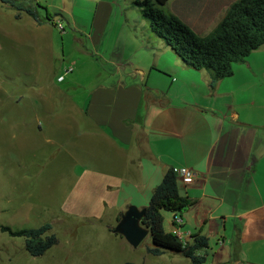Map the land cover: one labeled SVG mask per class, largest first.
<instances>
[{
    "label": "crops",
    "instance_id": "0c3cea01",
    "mask_svg": "<svg viewBox=\"0 0 264 264\" xmlns=\"http://www.w3.org/2000/svg\"><path fill=\"white\" fill-rule=\"evenodd\" d=\"M236 1L171 0L165 8L206 37ZM116 3L96 0L87 9L85 63L77 60L58 76L57 21L39 15L38 24L0 2L7 52L41 56L30 58L33 82L24 87L40 105L36 126L43 144L54 150V163L60 159L71 170L63 208L118 224L130 207L146 209L174 169L179 193L192 206L184 214L163 213L166 232L184 242L207 237L206 264H264V47L251 55L262 51V59L235 65L234 75L213 88L207 71L187 67L178 56L164 59L170 48L139 44L130 56L114 47L108 30ZM89 61L96 72L83 70ZM15 97L8 100L19 105ZM183 168L195 174L189 185L179 175Z\"/></svg>",
    "mask_w": 264,
    "mask_h": 264
},
{
    "label": "rangeland",
    "instance_id": "374dc122",
    "mask_svg": "<svg viewBox=\"0 0 264 264\" xmlns=\"http://www.w3.org/2000/svg\"><path fill=\"white\" fill-rule=\"evenodd\" d=\"M95 1L38 0L39 15L57 21L58 38L53 62L56 69L60 64L63 66L58 76L73 68L77 60L85 63L83 46H89L82 33L88 31L92 14L87 9H91ZM116 1L108 30L115 41L114 47L122 48L130 56L136 51L134 46L137 48L139 44H149L156 49L170 48L152 33L151 22L143 14L146 9L138 5L144 0ZM162 10L169 15L165 7ZM76 21L80 28L74 24ZM202 35L208 36L210 32ZM1 46L4 49L0 48V264H190L181 255L150 256L147 252L150 235L138 249H133L122 236L111 232L118 224L110 222V217L98 222L63 208L71 185V170L60 159L54 163L51 158L54 150L43 144L44 137L36 126L39 118L35 109L40 105L24 87L33 82L31 69L34 67L30 58L41 56L8 53L6 39H0ZM263 52L259 51L245 62L254 63L256 56L262 59ZM164 56L169 59L166 56L175 58L177 54L170 48L169 54ZM83 70L96 72L97 67L89 61ZM24 92V101L18 102ZM9 95L16 96L19 109H11L13 104L8 100ZM28 208L31 212L27 213ZM46 223L52 224V233L59 243L40 258L26 252L24 239L11 238L1 231L2 227L34 229Z\"/></svg>",
    "mask_w": 264,
    "mask_h": 264
},
{
    "label": "trees",
    "instance_id": "16d2710c",
    "mask_svg": "<svg viewBox=\"0 0 264 264\" xmlns=\"http://www.w3.org/2000/svg\"><path fill=\"white\" fill-rule=\"evenodd\" d=\"M169 1L144 0L138 5L146 9L143 14L151 22L152 33L172 48L184 65L195 71L210 73L213 88L217 82L234 75L235 65L244 63L264 47V0L234 2L221 23L206 37H200L178 18L167 15L162 7ZM0 2L17 11L18 16L26 13L38 24L43 23L33 0ZM191 206L192 202L179 193L177 172L168 170L161 185L154 191L149 206L144 209L142 224L150 230L153 245L147 249L150 256L158 258L171 253L183 256L191 264L207 263L210 248L207 237L199 234L193 236L190 242H184L164 228L163 213L184 214ZM174 225L178 226L176 221ZM1 231L11 238L24 239L26 252L34 258L45 256L59 243L50 223L24 230L2 227ZM111 232L114 234V230Z\"/></svg>",
    "mask_w": 264,
    "mask_h": 264
},
{
    "label": "water",
    "instance_id": "95a60500",
    "mask_svg": "<svg viewBox=\"0 0 264 264\" xmlns=\"http://www.w3.org/2000/svg\"><path fill=\"white\" fill-rule=\"evenodd\" d=\"M144 217L145 210H139L135 206L130 207L122 215L114 233L122 236L133 249H138L146 238L151 236L150 230L142 224Z\"/></svg>",
    "mask_w": 264,
    "mask_h": 264
},
{
    "label": "built area",
    "instance_id": "2783aa9c",
    "mask_svg": "<svg viewBox=\"0 0 264 264\" xmlns=\"http://www.w3.org/2000/svg\"><path fill=\"white\" fill-rule=\"evenodd\" d=\"M64 78H60V81H63ZM179 175L182 179V182L185 184V185H189L195 178V174L192 170L188 169V168H183L180 170L179 172ZM176 223H177V220H176Z\"/></svg>",
    "mask_w": 264,
    "mask_h": 264
}]
</instances>
